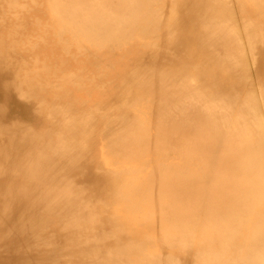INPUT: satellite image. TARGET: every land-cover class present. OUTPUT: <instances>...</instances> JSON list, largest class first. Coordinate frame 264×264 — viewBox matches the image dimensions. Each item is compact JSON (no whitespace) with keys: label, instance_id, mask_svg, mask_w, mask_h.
Wrapping results in <instances>:
<instances>
[{"label":"bare ground","instance_id":"6f19581e","mask_svg":"<svg viewBox=\"0 0 264 264\" xmlns=\"http://www.w3.org/2000/svg\"><path fill=\"white\" fill-rule=\"evenodd\" d=\"M0 264H264V0H0Z\"/></svg>","mask_w":264,"mask_h":264}]
</instances>
